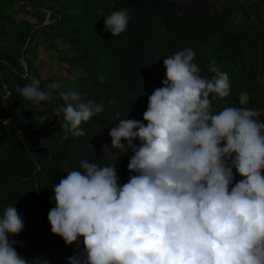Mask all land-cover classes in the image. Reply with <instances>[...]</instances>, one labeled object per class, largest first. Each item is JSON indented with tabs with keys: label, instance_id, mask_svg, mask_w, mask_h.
<instances>
[{
	"label": "clouds",
	"instance_id": "1",
	"mask_svg": "<svg viewBox=\"0 0 264 264\" xmlns=\"http://www.w3.org/2000/svg\"><path fill=\"white\" fill-rule=\"evenodd\" d=\"M103 24L119 35L127 9L111 12ZM194 56L184 48L164 57L165 77L147 95L142 121L124 118L109 129L111 146L132 152L127 170L135 175L119 184L113 163L81 160L79 170L53 183L50 232L65 246L83 248L68 264H264V121L243 107L246 92L238 94L240 107L213 112L212 101L229 94V77L214 61L213 76H200ZM58 87L41 88L33 78L17 91L42 111L39 102L52 101L50 90ZM58 95L65 102L54 108L62 113L61 140L83 136L79 126L101 105L78 102L75 91ZM32 119L42 125L47 116ZM234 175L240 179L233 184ZM22 229L14 205L7 206L0 214V264H28L8 238Z\"/></svg>",
	"mask_w": 264,
	"mask_h": 264
},
{
	"label": "trees",
	"instance_id": "2",
	"mask_svg": "<svg viewBox=\"0 0 264 264\" xmlns=\"http://www.w3.org/2000/svg\"><path fill=\"white\" fill-rule=\"evenodd\" d=\"M121 9L127 27L111 36L103 17ZM40 45L57 52L65 75L41 78L34 65ZM25 46L27 78L20 61ZM184 48L195 53L200 76H213L214 61L229 77V94L212 101L213 112L240 107L238 94L246 92L243 107L264 121V0H0V214L14 205L22 218V231L8 238L28 264H68L83 251L82 243L65 246L50 232L53 183L79 170L81 160L113 163L119 184L135 175L127 170L132 152L113 148L109 129L124 118L142 121L147 95L165 77L162 59ZM33 78L41 88L59 85L50 90L52 101L39 102L42 111L17 91ZM61 91L101 105L79 126L83 136L61 140L62 113L54 112L65 103ZM35 115L47 119L40 125ZM239 179L234 175L233 184Z\"/></svg>",
	"mask_w": 264,
	"mask_h": 264
},
{
	"label": "rangeland",
	"instance_id": "3",
	"mask_svg": "<svg viewBox=\"0 0 264 264\" xmlns=\"http://www.w3.org/2000/svg\"><path fill=\"white\" fill-rule=\"evenodd\" d=\"M22 17L29 19V17L22 14L16 16L17 19ZM59 47L61 48L62 45L59 44ZM34 65L43 79L55 78L66 74V66L58 61L57 52L46 50L42 45L37 49V58Z\"/></svg>",
	"mask_w": 264,
	"mask_h": 264
},
{
	"label": "water",
	"instance_id": "4",
	"mask_svg": "<svg viewBox=\"0 0 264 264\" xmlns=\"http://www.w3.org/2000/svg\"><path fill=\"white\" fill-rule=\"evenodd\" d=\"M27 9H28V8H27ZM48 23H49V22L46 21L45 23H43V25L48 24ZM36 29H37V27H35V28L33 29V31L30 33L28 40L30 39V37L32 36L33 32H34ZM28 40H27V41H28ZM25 48H26V46L24 47V49H23V53H22V55H21V57H20V61H21L22 67H23V69H24V71H25V75H22L23 78H27V77H29V74H28V71H27V67H26V65H25V62L23 61V54H24Z\"/></svg>",
	"mask_w": 264,
	"mask_h": 264
}]
</instances>
